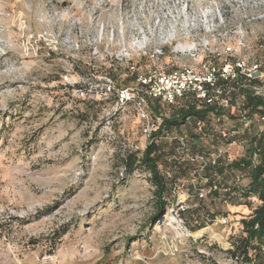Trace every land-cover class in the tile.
Listing matches in <instances>:
<instances>
[{"label":"rangeland","instance_id":"rangeland-1","mask_svg":"<svg viewBox=\"0 0 264 264\" xmlns=\"http://www.w3.org/2000/svg\"><path fill=\"white\" fill-rule=\"evenodd\" d=\"M241 24L246 48L233 60L262 59L264 0H0V264H235L250 210L226 203L223 187L249 188L250 170L220 181L191 163L167 214L152 220L150 174L124 163L146 149L139 118L126 106L105 129L115 97L104 89L170 72L171 58L184 66L193 35ZM209 136L194 155L224 151ZM248 156L234 146L225 164Z\"/></svg>","mask_w":264,"mask_h":264},{"label":"built area","instance_id":"built-area-1","mask_svg":"<svg viewBox=\"0 0 264 264\" xmlns=\"http://www.w3.org/2000/svg\"><path fill=\"white\" fill-rule=\"evenodd\" d=\"M256 20L249 19L250 22ZM202 34H207L208 37L201 38ZM205 34L200 32L192 36L195 40L192 48L185 44L184 66L176 68L177 63L171 58L170 72L154 70L147 75H137L134 84L128 87H117L112 79H107L104 91L106 95L115 96V104L112 113L104 120V128L112 130L115 116L126 106H132L139 118L146 148L153 143L177 141V155L185 156L191 163H198L203 171L211 164H225V159L234 146L240 145L248 151L253 138L263 139L264 149V107L260 106L256 110L247 107L251 98L264 102V56L262 59L251 56L247 60H233V56L241 54L246 48L242 24L232 33L227 30L221 33L216 28L205 30ZM206 39L207 44L203 45ZM210 41L222 44L221 49H211ZM201 52H207L208 55L201 56ZM144 57L157 58L158 54L145 53ZM189 57L194 61L191 64L186 63ZM129 71L134 73L135 66H130ZM81 94L86 95L85 92ZM173 107H192L198 113L209 111V121L192 116L179 129L181 132L184 129V134H178L177 129L171 133H159L165 119L172 115L170 110ZM208 125L218 134L216 144L224 149L213 154L211 158L204 154L194 155L192 148L197 141L190 142L188 138L189 131L198 136L204 134V128ZM254 159L257 160L258 156L255 155ZM171 189L176 196L178 186L173 184ZM223 192L225 202L228 203V190L224 189ZM245 202L248 203L246 207L250 210V217L263 205L255 195L248 197ZM217 220L223 226L231 224L229 216H220ZM240 225L243 230L242 224ZM258 243L257 240L253 241L255 246H259ZM261 248L264 251V240ZM249 256L251 262L243 264H257L252 250ZM234 261L235 264L241 262L239 257H235Z\"/></svg>","mask_w":264,"mask_h":264},{"label":"trees","instance_id":"trees-1","mask_svg":"<svg viewBox=\"0 0 264 264\" xmlns=\"http://www.w3.org/2000/svg\"><path fill=\"white\" fill-rule=\"evenodd\" d=\"M260 106L264 107L263 101L252 98L249 99L247 107H252L256 110ZM170 112L172 115L165 119L164 125L159 133L162 131L171 133L173 130L177 129V133L181 135V131L179 129L184 124L186 119L192 116L207 120V122L209 121L207 118L209 111L198 113L192 107H189L188 109L173 107L171 108ZM204 131L205 133L210 134V136H212L214 139L217 138L218 134L210 125L204 128ZM188 135V138L191 142L199 141L201 138L193 131H189ZM262 143L263 139L253 138L251 147L248 150L249 156L247 158L245 157L238 161H233L230 164H211L205 169L208 177H211L214 180L215 176L221 177L220 181H223L228 174H236L238 171L250 170L251 182L249 188H240L237 183H235V185L226 184V187H223L224 189L228 190L227 197L229 199V203H232L233 201H240L243 202L242 204L246 205L248 204L245 202L247 198L253 195L258 196V198L263 202V205L258 207L250 218L241 222L243 227L241 233L244 234V237H242L239 242L237 241L235 243V250L231 252L232 255L240 258V264L251 262L252 259L249 256L250 250L255 251L254 255L257 264H264V251H262L261 248V244L264 240V149L262 148ZM168 145L170 147L169 149L173 153V156L170 158L172 160L169 163H163L165 154L167 153L166 147ZM198 145L199 144L196 143L194 147L199 148ZM178 147L179 145L177 141H173L171 144L167 142L158 144L153 143L139 154L129 153L127 158L124 160V163L126 167L129 168L130 172H133L138 167H142L150 174L149 180L155 188L154 196L156 199L157 209L156 215L152 218L154 221H157L158 217H164L167 214L169 206L167 196L170 195L173 183L185 178L187 175V170L189 169V166H191V162L187 160L182 161V158L177 155ZM255 155L258 156L257 160L254 159ZM163 164H165V168ZM166 169L174 172V177L171 174L169 175L168 172L164 171ZM216 180H218V178H216ZM213 193L215 196L219 195L217 187ZM232 194L234 196H232ZM67 232L68 230L64 231L58 236V238L64 236ZM254 240L259 242V246H255V244H253Z\"/></svg>","mask_w":264,"mask_h":264}]
</instances>
